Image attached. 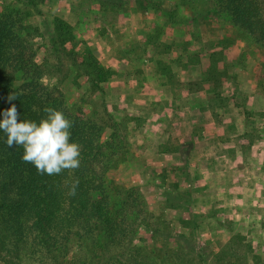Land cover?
Segmentation results:
<instances>
[{
	"label": "crops",
	"instance_id": "obj_1",
	"mask_svg": "<svg viewBox=\"0 0 264 264\" xmlns=\"http://www.w3.org/2000/svg\"><path fill=\"white\" fill-rule=\"evenodd\" d=\"M78 1L43 0L39 10L43 18L58 17L75 29L82 23L88 28L95 25L86 44L112 71L104 88L107 101L123 102L128 112L157 122L151 143L157 157L179 159L182 154L160 151L165 142H192L188 155L181 158L186 164L183 186L191 195L182 205L185 215L191 214L204 242L218 244V238L242 236L252 248L247 264H255L252 257L264 242V82L259 85L254 70L264 63L261 48L238 38L228 46L230 50L224 49L218 64L224 63L227 75L217 89L205 72L206 57L188 61L186 45L173 46L179 59L171 63V71H163L160 60L150 57L152 46L143 36L159 27L161 20L144 0L97 12L92 0H84L82 6ZM91 8L93 13L85 15ZM207 29L208 39L193 44L192 51L223 48L227 29L214 23ZM224 97L229 102L222 101Z\"/></svg>",
	"mask_w": 264,
	"mask_h": 264
},
{
	"label": "trees",
	"instance_id": "obj_2",
	"mask_svg": "<svg viewBox=\"0 0 264 264\" xmlns=\"http://www.w3.org/2000/svg\"><path fill=\"white\" fill-rule=\"evenodd\" d=\"M28 1L32 4V0ZM214 1L226 10L231 28L244 30L259 47L264 48V0ZM100 2L106 5L99 7V11L116 10L125 3L124 0ZM53 18L57 23L52 31L62 27L70 35L74 33L75 27L58 17ZM24 22L14 8L0 11V119L12 104L20 113V120L38 122L46 116L45 107L62 111L73 124L71 142L81 146L80 167L72 173L65 170L53 176L38 174L33 165L22 161V148H9L4 133L0 132V221L3 224L0 245L4 244L9 251H13L16 257L14 264H20L17 259L26 253L28 247L31 254L34 252L28 244V236L31 243H42L51 250L46 251L55 264H165L162 263L164 261L154 262L148 258L155 245L152 235L149 238L153 243L151 248L135 242L141 226L149 225L141 192L135 186L118 185L103 176L110 166L103 146L109 147L112 152L117 151V146L101 141L104 133L102 121L97 122L85 115L79 107L72 109V103L63 100L56 82L51 85L42 82L43 76L52 68H45V60L43 63L35 61L33 40L41 37V33ZM104 30L102 28L100 32ZM222 41L224 44L225 41ZM224 47L225 44L222 49L187 56L190 62L206 57L205 72L217 89L222 88L227 75L224 63L222 66L218 64L223 59ZM77 63L86 76V92L91 94L99 90L102 95L104 89L101 84L112 75L111 69L105 68L92 55L87 59L78 57ZM11 93H16L17 98L9 102L7 97ZM175 143L177 147L172 150L187 156L192 142ZM170 150L166 147L160 149ZM74 180L79 183L76 194L70 196L66 182L70 184ZM157 236L165 240L169 238L160 233ZM76 242L79 244L75 245ZM237 243L243 245L242 252H239ZM251 249V244L242 236L233 234L220 245L215 257L220 260L219 264H247V254ZM195 255L197 261L203 262L205 254L200 249ZM256 256L252 257L255 264Z\"/></svg>",
	"mask_w": 264,
	"mask_h": 264
},
{
	"label": "rangeland",
	"instance_id": "obj_3",
	"mask_svg": "<svg viewBox=\"0 0 264 264\" xmlns=\"http://www.w3.org/2000/svg\"><path fill=\"white\" fill-rule=\"evenodd\" d=\"M126 1L130 3L133 0H124L125 3ZM78 2L79 5H82L84 0ZM144 2L147 7L153 9L154 13L160 16L159 27L143 37L152 46L151 52L149 51L150 57L160 60L163 71H171V63L178 58L175 55V47H173L175 44L178 46L186 45L189 48L187 56L192 53L207 52L201 51V48L192 51L191 48L198 41L208 39L207 28L213 23L215 25L220 24L221 28L227 29V31H223L222 36L225 41V50H230L228 46L234 40L248 43L255 48L259 47L254 42V38L244 30L239 29L237 31V29L229 26L231 21L226 10L218 7V3L214 0H144ZM40 3V0H32V4L28 0H0V11L14 8L19 12V16L24 19L25 25L41 33V37H35L33 40V48L36 52L35 61L43 63L45 60V68L49 66L52 68L48 74L43 76L42 82L48 85L56 82L63 100L71 102L72 109L76 110L79 107L85 115H89L97 122H103L104 133L101 141L106 144L111 142L118 148L117 151L112 152L109 147L103 146V152L110 162L108 171L103 176L112 179L118 185L137 187L144 198L143 209L148 211L147 221L149 225L147 227L141 226L136 234V244L151 248L153 243L149 241V238L152 235L155 239V245L148 258L154 262L219 264L220 260L218 261L215 257V252L218 250L217 246L223 245L226 241L218 238V244L212 240L204 242L205 236L198 235L195 230L196 223L191 218V214L188 213L189 217H187L184 213L187 210L182 208L183 203H188L191 199L190 192L183 186L187 181V179H183L185 164L181 158L184 153L179 156V159H173L177 155L171 156L170 154H168L170 155L168 156L169 159H164V156L157 157L153 147H151L153 133L157 127L156 121L146 120L139 115L128 112L123 102L112 103L107 101L104 93L101 95L99 90H94L91 94L86 92L88 83L86 76L77 65V58L87 59L88 56L92 55L99 60L96 49L91 51L90 45L86 44L95 25L93 24L91 28H88L82 23L71 35L62 27L58 28L56 32L52 31L57 21L53 17L43 18L41 16ZM94 3V12L99 11V7L106 5L100 0H95ZM34 5L36 7H33ZM93 9L87 10L85 15L93 13ZM37 10L39 13H35ZM175 24H179V26L174 27ZM188 26H191L189 28L191 31L183 32V28ZM239 35L241 36L240 39H238ZM71 38L73 40H69ZM52 40L55 42L53 43ZM96 40L92 38L90 41ZM93 44L96 43L93 42ZM259 48L264 53V48ZM257 49L252 51L257 52ZM124 52H126L125 49ZM244 67H247L246 64ZM254 70L257 73L259 85H263L264 63L255 65ZM106 81L101 84L102 90L107 84ZM78 84L79 86H77ZM222 101L229 102L225 97ZM163 147L172 150L177 145L175 142L169 141L159 145L160 149ZM210 215L214 216L213 211ZM2 225L0 221V229L3 227ZM217 229H221L220 226H217ZM157 233L164 234V236L168 235L169 238L167 240L158 238ZM27 241L28 244H31L30 247L34 248V252L31 254L28 247L26 253L17 259L20 264H55L47 252L51 251L49 248L44 247L42 243L39 245L31 243L32 240L29 236ZM77 244L79 243L76 242L75 245ZM237 246L239 252L244 250L242 244L237 243ZM198 249L205 254L203 262L197 261L195 252ZM12 252L4 244L0 245V264H14L16 257ZM256 252V264H264V242L257 247ZM167 256L169 258H166Z\"/></svg>",
	"mask_w": 264,
	"mask_h": 264
},
{
	"label": "clouds",
	"instance_id": "obj_4",
	"mask_svg": "<svg viewBox=\"0 0 264 264\" xmlns=\"http://www.w3.org/2000/svg\"><path fill=\"white\" fill-rule=\"evenodd\" d=\"M16 98V93L7 97L9 102ZM44 112L46 116L38 122L20 120V113L12 104L0 119V132L6 137L5 143L9 148L21 147L22 161L33 165L38 174L53 176L65 170L72 173L80 167L81 155V146L71 142L73 124L60 110L45 107ZM78 183V180L66 182L68 195L76 194Z\"/></svg>",
	"mask_w": 264,
	"mask_h": 264
}]
</instances>
